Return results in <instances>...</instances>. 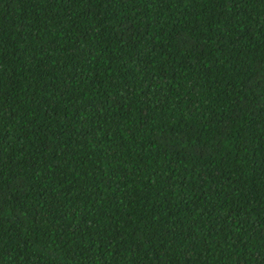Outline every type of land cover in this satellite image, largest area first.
Instances as JSON below:
<instances>
[{
	"label": "trees",
	"instance_id": "16d2710c",
	"mask_svg": "<svg viewBox=\"0 0 264 264\" xmlns=\"http://www.w3.org/2000/svg\"><path fill=\"white\" fill-rule=\"evenodd\" d=\"M0 264H264V0H0Z\"/></svg>",
	"mask_w": 264,
	"mask_h": 264
}]
</instances>
